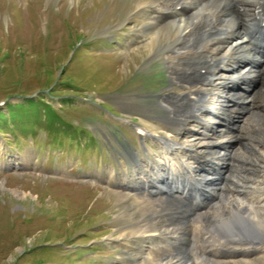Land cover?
I'll list each match as a JSON object with an SVG mask.
<instances>
[{"label":"rangeland","instance_id":"rangeland-1","mask_svg":"<svg viewBox=\"0 0 264 264\" xmlns=\"http://www.w3.org/2000/svg\"><path fill=\"white\" fill-rule=\"evenodd\" d=\"M149 13L145 0H0V264H137L146 241L130 230L150 226L148 210L162 207L144 206L140 217L132 202L143 181L153 182L144 176L160 153L137 127L168 132L161 100L168 91L182 92L156 53L167 37L143 26ZM259 78L264 83V73ZM259 84L252 83L255 90ZM234 89L264 103V85L248 95ZM30 98L26 109L12 113L9 104ZM243 107L241 129L232 126L237 132L229 134L238 151L228 155L240 172L223 189L261 191L258 175L244 176L242 167L257 158L254 146L264 150V116ZM133 154L148 160L142 177L131 178ZM234 176L242 180L232 184ZM164 179L159 186H167ZM202 234L200 243L195 239L201 250L189 244L184 251L197 264H216L208 250L219 236L209 245ZM245 262L264 264V252Z\"/></svg>","mask_w":264,"mask_h":264},{"label":"bare ground","instance_id":"bare-ground-1","mask_svg":"<svg viewBox=\"0 0 264 264\" xmlns=\"http://www.w3.org/2000/svg\"><path fill=\"white\" fill-rule=\"evenodd\" d=\"M145 4L151 8V13L144 16L143 26L154 28L157 37H167V42L156 53L160 54L167 67L171 82L181 85L182 92L168 91L161 100L164 111L159 118L168 132L158 134L147 130L146 126L138 127L142 136L155 139L157 153L160 151L154 164L151 162L150 170L141 166L148 160H143L138 154L129 155L134 163V166L131 164V178L142 177L147 169L144 177L154 176L149 185L145 180L139 185L141 190L132 192L135 197L132 202L139 216L143 217L141 208L144 206L162 205L148 210L153 216L150 226H143L141 222L140 226H132L130 230L146 241L138 250L141 255L137 264H182V260L187 264H197L184 250L189 244L195 251L201 250H197L195 239L206 226L215 232L202 234L201 242L209 244L219 236L217 245L209 244L212 249L208 251L213 255L209 256L210 260L216 264H244L249 256L264 252V189L239 190L236 186L233 188L236 190L226 191L223 188L230 175L240 172L228 155L238 151L231 147L235 140L229 134H235L237 131L233 127L239 129V120L247 117L241 113L243 106L251 107L249 115L264 116V103L255 93L251 98L234 93V87L248 95L258 82V90L264 85L259 78L264 73V0H145ZM154 40V37L149 38V47ZM259 63L262 64L257 66ZM250 82L256 85H250ZM197 111L199 113L193 114ZM226 113L233 116L227 117ZM194 123L202 132L195 131V127L190 129ZM256 126L262 124L257 123ZM173 137H183L184 144H179L183 142ZM236 137L239 143L242 136ZM241 142L239 147L243 144ZM254 147L253 151L258 156L245 161L242 175L255 178L257 174L261 180L259 183H264V150ZM167 165L168 172L163 176L162 168ZM206 168L212 172L218 169L221 179H211L209 176L213 174L207 176ZM162 178L167 181L164 189L161 184L159 186ZM233 179L232 184L242 180L237 176ZM215 181L218 184L225 182L215 189L218 185ZM192 182L200 190L209 188L213 195L217 191L214 202L207 204L205 212L197 213L182 205L186 200L180 201L179 198L187 197L189 191L178 196L166 190L171 186L170 189L174 190L184 188ZM121 187L123 185H119V189ZM197 195L200 203L202 196L198 192ZM218 247L222 249L218 250Z\"/></svg>","mask_w":264,"mask_h":264},{"label":"trees","instance_id":"trees-1","mask_svg":"<svg viewBox=\"0 0 264 264\" xmlns=\"http://www.w3.org/2000/svg\"><path fill=\"white\" fill-rule=\"evenodd\" d=\"M29 101H34V100L30 98V99H27L23 103L9 104V107L12 108V110H13L12 113H14L16 110H24V109H26L24 107V103L29 102ZM29 108H32V109L36 110L37 105L31 104V105H29Z\"/></svg>","mask_w":264,"mask_h":264}]
</instances>
